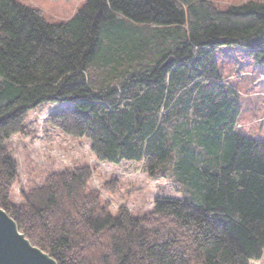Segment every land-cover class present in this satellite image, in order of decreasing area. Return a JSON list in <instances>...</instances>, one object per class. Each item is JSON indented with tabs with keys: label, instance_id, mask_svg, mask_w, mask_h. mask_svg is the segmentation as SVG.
<instances>
[{
	"label": "trees",
	"instance_id": "1",
	"mask_svg": "<svg viewBox=\"0 0 264 264\" xmlns=\"http://www.w3.org/2000/svg\"><path fill=\"white\" fill-rule=\"evenodd\" d=\"M223 46L264 65V4L86 0L51 24L40 9L0 0V208L32 245L58 264L260 262L264 140L240 132V94L215 58ZM46 103L65 105L47 125L88 140L99 162L142 163L181 197H157L144 215L113 211L79 166L23 189L16 204L7 142L28 136L30 113Z\"/></svg>",
	"mask_w": 264,
	"mask_h": 264
},
{
	"label": "rangeland",
	"instance_id": "2",
	"mask_svg": "<svg viewBox=\"0 0 264 264\" xmlns=\"http://www.w3.org/2000/svg\"><path fill=\"white\" fill-rule=\"evenodd\" d=\"M20 4L43 11L51 24L72 19L86 5V0H15ZM220 10L242 5L248 1L264 4V0H212ZM215 58L226 81L235 87L243 105L240 132L247 137L264 140V65L249 50L236 46H223L216 50ZM65 107L64 104H42L29 115L28 136H14L8 142L19 164L20 180L14 189L13 201L20 204L21 191L40 185L54 172L89 166L94 177L91 188L102 192L104 201L112 204L115 211L126 205L136 215H144L153 209L157 197H181L168 181L151 180L142 163L124 162L113 165L99 162L91 151L90 142L67 136L49 127L48 116ZM117 179L120 188L115 195L107 193L104 184ZM131 211V210H130ZM264 264V256L260 262Z\"/></svg>",
	"mask_w": 264,
	"mask_h": 264
},
{
	"label": "water",
	"instance_id": "3",
	"mask_svg": "<svg viewBox=\"0 0 264 264\" xmlns=\"http://www.w3.org/2000/svg\"><path fill=\"white\" fill-rule=\"evenodd\" d=\"M171 62L172 60L167 61L164 67ZM0 264L58 263L47 253L32 245L20 232L16 221L0 208Z\"/></svg>",
	"mask_w": 264,
	"mask_h": 264
},
{
	"label": "crops",
	"instance_id": "4",
	"mask_svg": "<svg viewBox=\"0 0 264 264\" xmlns=\"http://www.w3.org/2000/svg\"><path fill=\"white\" fill-rule=\"evenodd\" d=\"M130 207V210L133 212L134 210H136V209H131V206H129ZM137 211V210H136Z\"/></svg>",
	"mask_w": 264,
	"mask_h": 264
}]
</instances>
